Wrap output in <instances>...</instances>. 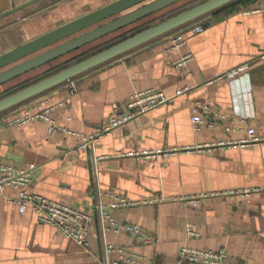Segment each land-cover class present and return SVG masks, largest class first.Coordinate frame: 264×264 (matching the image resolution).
<instances>
[{"label": "crops", "instance_id": "1", "mask_svg": "<svg viewBox=\"0 0 264 264\" xmlns=\"http://www.w3.org/2000/svg\"><path fill=\"white\" fill-rule=\"evenodd\" d=\"M116 0H0V55ZM204 0L178 3L144 17L60 58L0 85V99L62 66L74 64L129 33L155 25ZM264 0H236L200 17L202 32L182 31L186 44L169 49L168 33L74 78L78 93L68 103L67 82L0 113V162L30 171L28 193L67 204L94 220L87 247L24 214L18 194L0 191V264H102L103 242L138 256V264L181 261L182 248L223 250L229 264H264ZM181 69L172 62L186 53ZM247 65V69L232 71ZM153 89L170 101L131 118L97 138L92 150L77 148L76 134H95L129 94ZM182 90L179 94L178 92ZM55 105L56 124L9 122L27 107ZM202 114L194 128L191 116ZM204 112V113H203ZM250 128L260 138L235 143ZM161 151L156 153V151ZM101 192L120 194L132 206L109 210L113 220L141 226L156 242L143 244L124 232L102 233L97 221ZM234 192L233 195H214ZM210 194L196 207L183 195ZM192 224L196 237H188ZM115 253L109 255L114 260Z\"/></svg>", "mask_w": 264, "mask_h": 264}, {"label": "built area", "instance_id": "2", "mask_svg": "<svg viewBox=\"0 0 264 264\" xmlns=\"http://www.w3.org/2000/svg\"><path fill=\"white\" fill-rule=\"evenodd\" d=\"M264 11V5L257 8H251L246 10L248 12H259ZM207 23L204 22H192L185 25V29L191 33L202 32ZM169 49L179 50L186 44L185 35L182 31H172L168 33ZM193 59L191 53H186L179 57L178 60L172 62V66L176 69L184 68ZM247 69V65H243L232 71L233 74H237ZM68 84L67 90L69 95L67 98L62 100L56 106L68 103L71 98L78 93L76 81L70 79L66 81ZM180 90L178 94L181 92ZM166 101H170L164 93L149 89L146 91H136L126 98L121 104L122 106L117 107L113 113L106 119L100 129L91 135L76 134L78 137L77 148L83 150H92L95 147L97 138L108 134L113 129L124 125L131 118L146 113L148 110L155 106L161 105ZM55 105L45 106L44 109H38L34 107H27L23 110L22 114L16 115L9 124L24 125L30 121H42L48 125L49 132L63 131L68 134H75L72 130L67 127L59 126L56 124L53 117V112L56 109ZM204 113V112H203ZM194 128L199 130L200 126L204 123L202 114L195 111L191 116ZM260 138L255 135V130L250 128L246 131L245 137L236 141L235 143L248 144L250 142H258ZM161 151H156L160 153ZM35 167L34 164H29L26 168H18L9 166L0 162V191H4L7 187H11L18 194L15 199L18 205V211L21 214L26 212V209L31 207L35 212L39 222L49 224L56 228L64 237L74 240L79 245L87 247L88 236L91 233V223L93 222V216L74 209L73 207L62 204L57 201L45 198L38 194L28 193L27 188L30 184L31 176L30 171ZM101 195L110 199L109 202L104 203L102 200L98 201L96 209L98 212L97 221L100 226L102 233L111 232H124L130 237L134 238L138 242L143 244H151L156 242L153 235L149 234L141 226L129 223L115 222L111 217L109 210H115L121 207L132 206L134 202L127 201L125 197L112 191L101 192ZM233 195L234 192H220L214 195ZM210 197V194L200 195H183L180 196V201H185L191 206L196 207L202 200ZM186 234L188 237H196L197 232L194 230L192 224H187ZM103 253L101 256L102 264H138L139 259L135 254H127L123 247L113 245L110 243L103 242ZM115 253L117 257L114 260L109 259V255ZM178 258L185 262H193L197 264H229L226 261L227 256L223 250L214 251L211 249H195L185 247L182 248L178 253ZM240 264V263H237Z\"/></svg>", "mask_w": 264, "mask_h": 264}, {"label": "water", "instance_id": "3", "mask_svg": "<svg viewBox=\"0 0 264 264\" xmlns=\"http://www.w3.org/2000/svg\"><path fill=\"white\" fill-rule=\"evenodd\" d=\"M180 0H116L0 55V85ZM236 0H204L0 99V113Z\"/></svg>", "mask_w": 264, "mask_h": 264}, {"label": "trees", "instance_id": "4", "mask_svg": "<svg viewBox=\"0 0 264 264\" xmlns=\"http://www.w3.org/2000/svg\"><path fill=\"white\" fill-rule=\"evenodd\" d=\"M186 8H183V9H181V10H179L178 12H180V11H183V10H185ZM178 14V13H177ZM170 17V16H169ZM150 26H152V25H147V26H144V28H141V29H138V30H136V31H134V32H131V33H129L127 36H124L122 39H120V40H117V41H115L114 43H117V42H119V41H122V40H124V39H127L128 38V36H131V35H133V34H135V33H138V32H140V31H143V30H145V28H148V27H150ZM114 43H112V44H114ZM111 44V45H112ZM109 47V46H108ZM107 48V47H106ZM102 49H104V48H99V49H97V50H95L94 51V53L95 52H98V51H100V50H102ZM94 53H92V54H94ZM92 54H90V55H88V56H91ZM88 56H86V57H88ZM86 57H83V58H80V59H78L77 61H79V60H81V59H84V58H86ZM76 63V62H75ZM69 65H71V64H69ZM69 65H66V66H62L60 69H62V68H64V67H67V66H69ZM59 69V70H60ZM59 70H57V71H59ZM56 71V72H57ZM53 74V73H52ZM50 75V74H49ZM46 76H48V75H46ZM45 77V76H44ZM41 79H43V78H41ZM40 80V79H39ZM38 81V80H37Z\"/></svg>", "mask_w": 264, "mask_h": 264}]
</instances>
